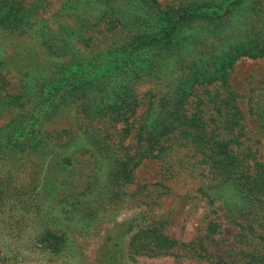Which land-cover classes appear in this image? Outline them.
Listing matches in <instances>:
<instances>
[{
	"label": "rangeland",
	"instance_id": "rangeland-1",
	"mask_svg": "<svg viewBox=\"0 0 264 264\" xmlns=\"http://www.w3.org/2000/svg\"><path fill=\"white\" fill-rule=\"evenodd\" d=\"M66 65L82 78L44 117ZM189 79L179 111L233 175L155 130ZM261 169L264 0H0V264H264Z\"/></svg>",
	"mask_w": 264,
	"mask_h": 264
},
{
	"label": "trees",
	"instance_id": "trees-1",
	"mask_svg": "<svg viewBox=\"0 0 264 264\" xmlns=\"http://www.w3.org/2000/svg\"><path fill=\"white\" fill-rule=\"evenodd\" d=\"M12 7V6H11ZM18 12V11H17ZM8 15V14H7ZM183 16H189V15H183ZM181 16V17H183ZM12 20H15V16L11 18ZM224 61H220L219 63L215 64L214 70L207 72L206 70H203V72H199L201 74H195V79L199 81L202 79L203 81L213 80L215 79V76L221 77V76H227V63ZM230 65V64H229ZM66 69H69L70 76L69 78H65L66 69L61 70L59 72V76L49 82H46L43 84V87L48 88L47 94L45 97H42L40 100V107L41 109L37 111L38 114L44 116V117H51L52 111L50 110V107L48 104H55V108L59 106V104H62L65 100V90L68 87H71L75 85L76 81L79 80V78H82L81 75L79 76V73L81 70L78 68H72L71 66L66 65ZM76 69L75 71H73ZM74 72V73H73ZM216 74V75H215ZM195 83H191L190 79L188 82L184 84V88H182L183 93L181 94V101L180 103L175 104V107L171 109V111H167V117H161L157 120L159 124L155 125V130L158 131V133H163L167 130H178V124L181 126H184L180 129V131L183 134L188 135L191 137V139L198 144V141L203 145V148H205V152L208 153V151H213L211 154L213 157H218L221 151L225 154L224 158H220L218 162H215L213 167V171H216L218 169L220 170H227L230 171V174H235L236 169L239 166L240 162L238 159V154L234 153L232 150H228L226 147V143L223 140L218 139V137L215 136V129L211 128L209 123L206 120H200L201 116H196L195 118L187 116L185 113H181L179 111V108H183L182 105L184 104L182 98L184 97V94H190L193 91ZM56 90V91H53ZM178 94H176L173 98V101H177L176 97ZM183 103V104H182ZM37 114V115H38ZM169 130V131H170ZM218 136V135H217ZM209 142L212 143L209 145ZM220 146L221 148H219ZM216 150V152H214ZM219 157H223L222 155ZM249 183L251 187L256 192H261L264 195V170H260L259 172H256L253 176L250 177Z\"/></svg>",
	"mask_w": 264,
	"mask_h": 264
}]
</instances>
